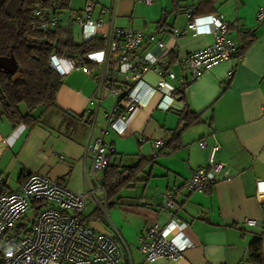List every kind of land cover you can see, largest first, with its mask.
<instances>
[{
    "label": "crops",
    "instance_id": "obj_1",
    "mask_svg": "<svg viewBox=\"0 0 264 264\" xmlns=\"http://www.w3.org/2000/svg\"><path fill=\"white\" fill-rule=\"evenodd\" d=\"M86 1L58 13L60 25L70 29L77 43L106 31L105 25L83 30L72 23ZM93 1L92 19L107 20V14L100 10L109 0ZM206 1L153 0L145 4L142 0H118L116 26L143 31L165 43V50H158L145 41L140 53L166 54L172 60L212 43L213 33L203 30L208 29V20L199 22L203 31L187 28V12L192 7L193 17L221 14L228 24V35L240 47L249 36L243 31L253 36L238 58L220 62L193 81L187 82L190 76L172 66L176 79L185 81L183 98L158 90L157 74L146 72L134 85L141 105L126 115L122 133L106 125L104 114L112 104L106 97L91 126L87 108L88 98L97 92L96 70L87 74L80 68L71 69L66 58L51 64L62 75L55 105L38 106L32 113V125H13L0 104V177L4 188L20 190L22 172L30 171L61 181L73 192L84 191L85 170L91 164L89 146L103 135L110 146L109 163L119 171L147 161L137 181L129 182L113 198L109 220L103 221L106 226L101 223L106 230L110 222L119 230L128 246L126 260L141 263L139 239L154 223L164 226L173 220L184 223L182 233L193 245L178 259L143 264H247L249 244L258 236L262 237L264 254V224L241 226L245 218L264 220V21L255 17L264 0ZM174 29H182L184 34L176 38ZM186 109L199 119L182 128L179 113ZM174 135H178L174 143L180 146L171 150L169 141ZM201 139L207 142L204 148ZM158 141L163 144L157 146ZM213 144L218 145L214 159L232 176L219 178L204 192H188L186 179L197 168L207 166ZM168 190L177 205L171 210L162 208Z\"/></svg>",
    "mask_w": 264,
    "mask_h": 264
},
{
    "label": "built area",
    "instance_id": "obj_2",
    "mask_svg": "<svg viewBox=\"0 0 264 264\" xmlns=\"http://www.w3.org/2000/svg\"><path fill=\"white\" fill-rule=\"evenodd\" d=\"M142 1L150 4L153 0ZM117 2L109 0L108 5L101 8V14H107L105 21L101 17L92 19L93 0H87L82 10L76 12L72 19V23L83 30L90 26H106V31L101 34L104 39L103 48L90 51L84 57L67 59L71 69L80 68L87 74L92 73V69L86 62L96 65L97 92L88 98L87 108L92 127L96 122L98 106L106 97L112 101L110 109L104 114L106 125L122 133L126 115L141 105L134 94V85L148 71L157 74L158 90L174 93L177 88L185 85V81L176 79L172 66L188 74L190 79L187 82H190L220 62L240 56L239 43L228 35V24L222 15L193 17V7L187 12V28L200 31L199 22L208 20L209 27L203 30L213 33L212 43L172 60L166 54L153 55L148 51L140 53L139 49L145 41L158 50H165V43L143 31L116 26ZM35 16L38 17L35 26L43 31L59 23L57 16L45 14L42 8L35 11ZM255 17L259 22L264 21V6L257 9ZM182 34V29L173 30L176 38ZM60 59L53 55L51 64L53 60L56 62ZM231 76L232 72H229L227 78ZM174 80L176 84L172 83ZM199 143L202 148L207 146L205 139ZM162 144L161 141L156 142L157 146ZM89 149L91 164L85 170L86 189L81 192H73L61 181L30 171H23L20 190L3 191L5 183L0 177V264H134L130 259L126 260L127 243L111 222L110 228L103 232L93 228L83 218L89 202L103 214L106 205V191L100 179L109 164L110 146L100 135L92 141ZM217 149V144L211 145L207 166L197 168L186 179L185 188L188 192H204L219 178L232 176L225 172L221 162L214 159ZM176 206L173 192L168 190L164 194L162 208L171 210ZM31 213L35 215L27 221ZM19 223H24V226L17 228ZM260 223L264 224V220L245 218L241 226L252 228ZM182 226L183 222L177 223L174 220L164 226L156 223L151 225L139 239L138 249L142 255L139 264L180 258L183 251L193 245L183 235ZM174 229L177 230L176 234L172 232Z\"/></svg>",
    "mask_w": 264,
    "mask_h": 264
},
{
    "label": "trees",
    "instance_id": "obj_3",
    "mask_svg": "<svg viewBox=\"0 0 264 264\" xmlns=\"http://www.w3.org/2000/svg\"><path fill=\"white\" fill-rule=\"evenodd\" d=\"M11 0H0V56L12 54L21 69L17 79L13 74L0 70V104L2 113L13 125L23 123L32 125L35 121L32 113L40 105L51 107L55 105L56 95L62 84V75L51 66V57L73 59L84 57L88 52L103 48L104 39L94 36L80 43L74 41L69 28L57 26L43 31L36 25L38 17L35 11L42 8L47 15H55L69 8L71 0H19L21 7L14 12L6 9ZM214 0H207L212 3ZM193 16V15H192ZM249 36L243 45L239 46V54L243 53L253 41L248 31L242 32ZM170 58H174L171 54ZM90 69L96 65L86 62ZM183 86L177 88L174 95L183 98ZM186 127L199 119V115L186 109L179 113ZM178 135L169 141V147L174 150L180 143H174ZM160 153V152H159ZM147 161L140 160L130 169L119 171L114 165L108 164L103 172V187L106 191V206L109 208L113 198L129 182H136L138 174L144 169ZM23 173V172H22ZM22 178V175H21ZM23 180V179H22ZM3 191H7L6 188ZM87 223H103V212L94 207L83 215ZM24 223H19L20 228ZM262 237L253 239L248 247L247 264H264L262 254Z\"/></svg>",
    "mask_w": 264,
    "mask_h": 264
},
{
    "label": "water",
    "instance_id": "obj_4",
    "mask_svg": "<svg viewBox=\"0 0 264 264\" xmlns=\"http://www.w3.org/2000/svg\"><path fill=\"white\" fill-rule=\"evenodd\" d=\"M20 7H21V3L19 0H11L6 5V9L9 10L10 12H14L16 9H19ZM0 70L4 72H10L11 74H13L14 80L18 78V74L21 71V69L18 68L17 62L12 54L8 56H0ZM100 180L103 183L104 179L102 177ZM34 215L35 213L29 214L27 216V221H30L34 217ZM91 226L96 230L103 232L106 231L104 226L98 221L91 223Z\"/></svg>",
    "mask_w": 264,
    "mask_h": 264
},
{
    "label": "rangeland",
    "instance_id": "obj_5",
    "mask_svg": "<svg viewBox=\"0 0 264 264\" xmlns=\"http://www.w3.org/2000/svg\"><path fill=\"white\" fill-rule=\"evenodd\" d=\"M82 4H83V0H71L70 4H69V7L70 8H77V7H80ZM94 207H95V205L93 203L89 202L86 211L90 212L91 210L94 209ZM110 209L111 208H107V206L105 205V207H104V218L106 220H109V215H110L109 211H110ZM103 224L105 225V223H103Z\"/></svg>",
    "mask_w": 264,
    "mask_h": 264
}]
</instances>
